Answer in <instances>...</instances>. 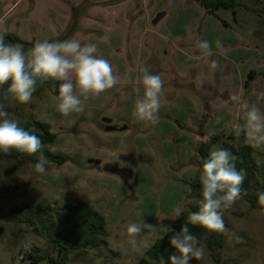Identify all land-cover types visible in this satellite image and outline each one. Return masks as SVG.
<instances>
[{"label": "crops", "instance_id": "obj_1", "mask_svg": "<svg viewBox=\"0 0 264 264\" xmlns=\"http://www.w3.org/2000/svg\"><path fill=\"white\" fill-rule=\"evenodd\" d=\"M24 1L28 0H16L7 12ZM35 1L38 0L30 2ZM184 2L179 0L180 7L174 10L171 8L174 0H41L40 5H35L32 14L37 16L34 24L38 25L21 26L15 35L17 38L33 44L69 38L95 43L96 55L107 59L122 80L129 69L134 70L133 76H138L141 67H148L152 74L162 77L164 91L160 120L155 125L139 122L132 115L134 101L143 94V88L127 80L97 98L87 99L85 103L89 100L90 106L84 109L90 112L84 119L83 112L56 117L55 95L40 92L38 104L41 105L34 118L56 135L53 143L64 142L63 147L58 145L57 151H50L66 156L68 161L57 167V177L48 168L41 180H31L29 197L18 200L16 205L45 208L54 201L60 207L87 202L105 218V240L109 247L108 227L122 221L120 200L105 204L98 192L87 187L85 182L89 177L81 183L78 172L87 176L93 173L95 183L101 179L121 186L123 182L118 176L102 169L108 164H118L131 170V183L136 174L138 178L140 174H147L152 188V172L170 174L164 176V189L167 187L170 197H175V205L183 208L195 205L196 199L188 200V196L194 194L190 184L198 174V146L220 136L209 151L217 145L221 148L227 136L233 134L232 125L242 122L236 110L224 104L223 96L239 94L243 101L255 103L264 110V98L260 96L264 93V22L247 20L238 24L235 21L241 28L238 30L234 24L218 18L217 11L210 14L196 2L186 5ZM160 13L164 16L154 24L153 20ZM170 13L178 14L177 20H169ZM217 38L222 40L226 52L220 53L215 48ZM198 40L212 42L214 55L211 58L202 56L196 47ZM188 55L194 59L188 60ZM206 59L217 60L219 69L212 72L201 87L196 77L209 73ZM250 72L254 74L247 79ZM108 127L115 130L107 131ZM76 142L93 143L98 152L92 156L82 154ZM260 151L264 150L253 149L252 158ZM78 153L82 155L79 164H83L85 171L75 170ZM88 156L90 160L86 164ZM139 188L132 186L138 201L142 198ZM54 189L57 191L52 195ZM140 207L141 204L133 211L134 218L142 215ZM125 220H129V215ZM123 226L117 228L120 233L125 229L120 237L126 238L127 225Z\"/></svg>", "mask_w": 264, "mask_h": 264}, {"label": "clouds", "instance_id": "obj_2", "mask_svg": "<svg viewBox=\"0 0 264 264\" xmlns=\"http://www.w3.org/2000/svg\"><path fill=\"white\" fill-rule=\"evenodd\" d=\"M5 20L6 17H0V24ZM214 44L220 53L226 52L220 38ZM196 47L205 58L214 55L212 42L208 40H198ZM97 51L95 43H82L77 38H69L37 41L25 52L21 44L7 42L5 33L0 32V89L4 90L3 99L29 104L38 82L56 81L59 82V89L58 95L54 97V109L61 116L68 117L72 113H82L87 99L97 98L127 80L143 88V94L134 101V118L139 122L158 124L164 91L162 77L152 74L148 67H141V75L133 76L134 70L129 69L122 80L107 59L96 55ZM187 59L192 60L194 57L188 55ZM206 63L209 73H201L196 77L201 87L209 75L219 69L217 60L206 59ZM6 84L8 87L4 89ZM260 96L264 98V93H260ZM224 104L235 109L242 121L232 125L234 136L239 138L243 134L245 143L250 147L264 150V110L255 103L243 101L239 94H229ZM217 123H220L219 119ZM44 148L40 137L21 127L17 120L10 119L5 104L0 103V153L7 155L15 150L36 156L32 167L35 172L43 174L49 163L43 154ZM237 159L228 149L219 148L211 151L203 161L199 175L202 197L199 209L189 212L187 223L172 236L170 244L179 255L169 258L171 264H189L191 260L203 261L205 257V247L192 234L189 225L199 226L209 233L227 231L223 214L246 194L242 192L241 185L247 173L244 169H237ZM258 203L261 206L260 215L264 216V192L258 193ZM183 212L182 206H175L172 219L179 218ZM166 218L161 217L160 220ZM144 230L151 233L162 231L163 234L173 231L168 226L155 227L142 221L129 223L126 227L127 244L133 251H138L141 245L146 246V242L140 239ZM159 264H165L163 258Z\"/></svg>", "mask_w": 264, "mask_h": 264}, {"label": "rangeland", "instance_id": "obj_3", "mask_svg": "<svg viewBox=\"0 0 264 264\" xmlns=\"http://www.w3.org/2000/svg\"><path fill=\"white\" fill-rule=\"evenodd\" d=\"M16 0H0V17H6L3 24H0V32H4L10 35H17L21 26H37L38 18L34 11L35 5H40V1L35 3L30 2L31 0L24 1L18 7H13L9 12L7 10L15 3ZM184 4L192 3L190 0H184ZM179 0H174L172 10L180 7ZM185 4V5H186ZM236 16L232 15L230 9H220L216 12V16L222 20L229 21L234 24L236 29L241 30L236 24L254 20L256 22H264V0H237L235 6ZM177 16L170 13L169 20H177ZM235 21L237 23H235ZM24 28V27H23ZM35 30V29H34ZM25 52L30 50V47H24ZM41 98V93H34L32 101L29 104L22 105L15 101H5L6 110L9 113V118L17 120L22 127V124L30 118L37 117V113L40 109L38 104ZM85 103V102H84ZM92 104V103H91ZM90 106V101L85 103V108ZM44 107H42L43 109ZM47 107L44 109L46 110ZM41 109V110H42ZM44 110V112H45ZM43 111H41V115ZM90 112L84 109L83 119L87 118L85 115ZM50 115V114H49ZM56 117H59V113L55 112ZM76 126V125H75ZM78 127V126H77ZM59 132H57L58 134ZM56 136V135H55ZM151 143V142H150ZM63 147L64 142L58 141V144L52 143L46 146L48 151H57L59 146ZM79 146V151L82 154H92L98 152V148L93 144L86 145L85 142H76ZM219 149V145L212 149ZM52 151H50L52 153ZM18 153L15 157H1L0 158V264H29L30 257L28 254L38 255L44 257V260L39 264H47L48 257L51 256L53 259L57 258V249L51 241V232L46 230V226L43 219H37L29 215L13 216L11 214L12 209L17 206L16 202L20 199H27L30 192V181L34 180L37 182L41 180L43 174H39L34 171L32 165L36 162L35 156H28L27 154L11 151L10 154ZM3 153H0L2 155ZM97 155V154H96ZM159 158V154H157ZM94 157V156H93ZM96 157V156H95ZM76 167L75 170H84L83 164H79L82 158L81 153L76 155ZM73 158V160H75ZM97 158V157H96ZM102 158V157H101ZM99 158V159H101ZM90 157L86 158L85 162L88 164ZM253 161L260 167H264V151L256 153L253 156ZM57 165L50 163L46 166V170L49 171L55 177L57 174ZM157 168V167H156ZM92 168L87 169L91 171ZM77 173V172H76ZM76 174L78 180L82 183L87 177L89 181L85 182L87 187L94 189L98 192L99 197L106 204L108 201L110 205L113 200H120L119 207L122 206L123 215L122 221L118 222L115 226L108 227L109 231V242L111 247L102 246L98 244L95 248H87L79 251H72L67 255L64 264H138V261L142 257L143 252L148 249L151 244L158 238L163 236L162 231L151 233L148 230H144V234L140 239L146 242L145 245H141L138 251H133L131 246L127 244L126 238H121L120 235L125 230L120 231L117 227H124L129 223H146L157 226H168L175 221L173 218V208L176 206V199L172 195L170 197V190L166 187L164 189V176L170 174L161 173L159 171L152 172L150 175L154 182L153 188L147 179V174L135 175V180L131 183L121 186H115L106 180L93 179V173L78 172ZM92 176V177H91ZM259 184L260 179H257ZM100 182V183H97ZM132 186H140L139 192L142 198L135 199V192L132 190ZM95 187V188H94ZM251 190V194L258 195L262 192L259 185L254 186ZM98 190H97V189ZM86 189V188H84ZM54 189L52 195L56 194ZM36 194V189H35ZM42 195V192L40 193ZM196 199L194 194L188 196V200ZM138 204L134 205L136 202ZM197 203V199L194 200V204ZM141 204L142 215L140 217H133V211ZM143 204V205H142ZM53 209H60L57 201L51 203ZM190 206L184 205V209ZM109 207V206H107ZM111 209V208H110ZM101 214V213H100ZM129 215V220H125ZM25 216L28 218L25 219ZM161 217H167L166 219L160 220ZM224 222L227 231L221 233L224 245L220 250V262L218 264H264V216L260 215L258 209H253L250 205L243 200V198L236 202L232 209L226 211L223 214ZM43 225V229L40 228ZM34 228L39 229L40 234L34 232ZM60 236H55V238ZM210 237V233L207 232L203 235V239L207 240ZM115 240V241H114ZM114 241V242H113ZM203 244V243H202ZM204 245V244H203ZM205 247V245H204ZM205 257L203 261L191 260L189 264H216L211 258L208 250L205 247ZM80 254V255H79ZM172 255H179L177 251H173ZM143 264H159L157 262L145 260ZM169 264H171L169 259Z\"/></svg>", "mask_w": 264, "mask_h": 264}, {"label": "trees", "instance_id": "obj_4", "mask_svg": "<svg viewBox=\"0 0 264 264\" xmlns=\"http://www.w3.org/2000/svg\"><path fill=\"white\" fill-rule=\"evenodd\" d=\"M191 2H196L199 4L206 12L210 14H215L216 11L220 9H230L232 15L235 17L236 11L235 6L237 0H190ZM5 39L7 42L12 44H21L26 47H33V43H27L14 35L5 34ZM254 72L248 74L247 79L251 78ZM8 85L4 86L6 89ZM59 89V82L56 81H46L43 83L37 84V90L35 93H40L47 91L52 95L57 96ZM3 89H0V103H5L3 99ZM22 127L26 130H29L33 134L40 137L43 142L44 155L46 156L49 163H53L57 166H60L68 161V158L61 154L51 153L46 149V146L52 144L55 140V134L51 133L49 127L35 118H30L22 124ZM220 136H214L211 138L209 144H200L197 148V154L199 161L198 174L195 178V181L190 184L191 191L194 193L197 203L193 206H188L184 209V212L179 218L170 225V228L173 229L172 232L164 234L162 237L155 240L151 246L146 249L138 264L145 263V260L148 259L152 262L159 263L161 258L165 261V264H169V258L171 253L175 250L171 244L170 240L175 233H178L182 226L187 223V216L189 212H195L199 209V201L201 197V185L199 182L200 170L202 168V163L205 159L208 158L210 151L209 148L211 145L218 142ZM221 148H226L231 151L234 155L238 157L236 161L237 169L246 170V177L241 189L243 193V200L247 202L251 208L261 210V206L258 203V195L251 194V190L259 185L262 192H264V167L260 168L252 158L253 148L245 143V138L243 134L236 138L234 134H230L222 142ZM18 153L6 155L2 154L1 157H15ZM39 153L37 154V156ZM36 157V156H35ZM261 183L259 184V181ZM11 214L15 216L29 215L37 219H43L48 225L45 227L47 231L51 232V241L54 244V247L57 249V258L53 259L49 256L47 264H64L66 261L67 255L72 251L84 250L87 248H95L98 244L102 246H107L106 237L107 232L105 228V218L102 214L96 211L90 204L84 201H78L74 204H67L62 206L60 209H53L51 205H47L45 208H41L37 205L29 206L25 204H19L15 206ZM25 219L28 218L25 216ZM43 225H40L42 228ZM189 228L193 235L197 236L201 243H203L208 250L213 261L218 264L220 262V250L224 245V240L221 233H210V237L207 240L203 239V235L207 233L206 230L200 228L199 226L189 225ZM36 234H40L39 229L34 228ZM55 236H60V239H56ZM178 252V251H177ZM80 255V254H79ZM30 257L29 264H39L44 260V257L33 255L32 253L28 254Z\"/></svg>", "mask_w": 264, "mask_h": 264}, {"label": "water", "instance_id": "obj_5", "mask_svg": "<svg viewBox=\"0 0 264 264\" xmlns=\"http://www.w3.org/2000/svg\"><path fill=\"white\" fill-rule=\"evenodd\" d=\"M163 16H164V13L158 14L153 20V23L154 24L157 23ZM223 99L226 100L228 98L225 95L223 96ZM112 130H115V128L114 127L107 128V131H112ZM102 169L104 172L118 176L122 180L123 184L125 185L131 179V175H132L131 170L128 168L119 167L118 164H108V165H105ZM56 239H59V238L56 237Z\"/></svg>", "mask_w": 264, "mask_h": 264}]
</instances>
